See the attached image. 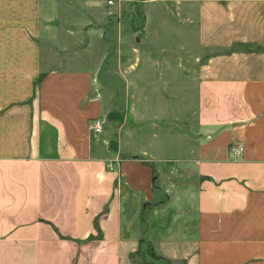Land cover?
I'll return each instance as SVG.
<instances>
[{
	"label": "crops",
	"instance_id": "obj_1",
	"mask_svg": "<svg viewBox=\"0 0 264 264\" xmlns=\"http://www.w3.org/2000/svg\"><path fill=\"white\" fill-rule=\"evenodd\" d=\"M136 2L118 125L83 56L107 0H0V264H264V0Z\"/></svg>",
	"mask_w": 264,
	"mask_h": 264
},
{
	"label": "rangeland",
	"instance_id": "obj_2",
	"mask_svg": "<svg viewBox=\"0 0 264 264\" xmlns=\"http://www.w3.org/2000/svg\"><path fill=\"white\" fill-rule=\"evenodd\" d=\"M113 1L111 6L107 4L106 7L100 9L102 24L99 26L101 35L98 39L94 40L85 36L84 41L88 44V48L86 47L87 52L83 56L88 55L86 59L93 58L95 60L99 54L101 67L94 82L99 87L98 94L110 104L109 111H119L120 121L118 125H120L124 114H128L134 106L136 109L138 108L139 90L135 85L137 83L134 84L130 78L133 77L136 82L138 81V72L140 71L137 69L138 60H140L138 51L141 49L138 28L140 22L144 21V14L136 0ZM163 5L161 2L146 5L151 21H168L165 26L166 29L178 28L176 25L177 16L173 6L169 5V11ZM90 25L87 26L90 27ZM91 26L95 27L93 24ZM186 35L191 40L193 33L188 29ZM180 39L181 36L177 33H169L167 37L173 47H177ZM148 46L152 51L154 50L151 44ZM151 61L155 63V58H152ZM109 117L112 116L108 115Z\"/></svg>",
	"mask_w": 264,
	"mask_h": 264
},
{
	"label": "built area",
	"instance_id": "obj_3",
	"mask_svg": "<svg viewBox=\"0 0 264 264\" xmlns=\"http://www.w3.org/2000/svg\"><path fill=\"white\" fill-rule=\"evenodd\" d=\"M107 4L112 5L113 0H108ZM90 128L95 133H101L102 131V121L100 119H95L91 122ZM243 150V147L241 145H231L230 146V152L234 155H240Z\"/></svg>",
	"mask_w": 264,
	"mask_h": 264
}]
</instances>
